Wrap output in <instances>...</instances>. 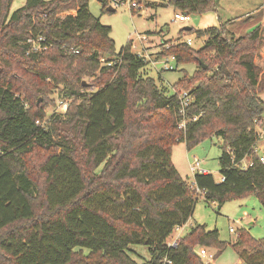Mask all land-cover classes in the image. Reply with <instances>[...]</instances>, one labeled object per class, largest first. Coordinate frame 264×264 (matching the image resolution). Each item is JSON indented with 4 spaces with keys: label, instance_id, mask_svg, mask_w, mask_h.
Wrapping results in <instances>:
<instances>
[{
    "label": "trees",
    "instance_id": "trees-1",
    "mask_svg": "<svg viewBox=\"0 0 264 264\" xmlns=\"http://www.w3.org/2000/svg\"><path fill=\"white\" fill-rule=\"evenodd\" d=\"M13 1L0 0V264H210L195 248L220 254L227 245L216 230L198 225L169 246L199 199L171 150L221 138L222 181L197 174L195 186L207 204L255 196L264 211V166L253 153L264 128L260 28L235 38L223 24L196 33L205 38L199 50L180 39L161 49L158 59L197 66L174 89L192 98L181 131L176 92L150 78L131 43L116 52L89 0H27L10 13ZM167 3L187 16L216 7ZM54 92L74 102L47 118L35 101ZM243 160L251 167L241 169ZM133 245L146 246L149 259L137 261ZM230 245L244 264H264V238L241 230Z\"/></svg>",
    "mask_w": 264,
    "mask_h": 264
},
{
    "label": "rangeland",
    "instance_id": "rangeland-1",
    "mask_svg": "<svg viewBox=\"0 0 264 264\" xmlns=\"http://www.w3.org/2000/svg\"><path fill=\"white\" fill-rule=\"evenodd\" d=\"M140 1L146 7L141 12L130 11L127 5L120 6L114 12H108L107 9L102 12L103 0H89L88 9L90 14L98 19L102 25L110 27V38L115 43L117 53L122 47L131 43V50L134 54L147 56L152 61L148 64L150 78L154 79L159 87L166 88L167 95L174 94L176 85L189 81L195 76L196 64H180L174 71H161V60H156L158 54L152 56L150 49L155 53H160L165 45L171 46L178 39L185 41L187 38L192 41L190 46L192 49H201L204 45V38L198 37L196 33L209 28H219L222 24H225L231 17H227L223 6L230 9L233 2L232 0H216L214 10L200 15H189V22L180 23L174 20L175 14L179 12H175L168 5L167 0ZM26 2L27 0H14L10 7V13L25 6ZM261 3L264 4V0H261ZM106 8L108 7L106 6ZM64 16L65 14H62L61 18ZM255 19L256 17L247 18L246 21L253 22ZM184 28H190L192 33L189 35L182 34ZM234 34L237 33L234 32ZM142 37H145V40H142ZM161 39L164 42H161ZM150 45H153V47L148 48ZM103 61L104 59H101V62ZM262 68L264 69L263 66ZM90 81L92 79H83V83L86 85ZM72 102H74L73 98L61 101L58 93L54 92L47 96H39L35 101V105L44 110L47 118L51 116L63 117ZM60 103H64L66 107H61ZM257 131L259 134L257 143L259 155H264V128ZM222 150L223 142L219 137L205 139L190 150L186 148L185 144L181 143L172 148L171 162L180 177L190 183L194 177L189 172V164L197 159L201 163V169L207 171L218 182L221 179L218 159ZM198 225L205 226L207 231L216 230L219 241L227 245L220 254L214 248L205 247L206 252L212 255L213 258L202 260L211 264H237L239 258L230 244L235 242L237 234L241 230L248 232L254 239L264 238V211L255 196L232 200L225 203L222 208H219L214 202L207 204L202 197H199L185 228L182 230L176 229L171 236L170 243L180 235L184 237L191 228ZM130 249L135 253L136 256L134 257L137 261L149 259L146 246L133 245L130 246ZM199 249V247H196L195 252Z\"/></svg>",
    "mask_w": 264,
    "mask_h": 264
},
{
    "label": "built area",
    "instance_id": "built-area-1",
    "mask_svg": "<svg viewBox=\"0 0 264 264\" xmlns=\"http://www.w3.org/2000/svg\"><path fill=\"white\" fill-rule=\"evenodd\" d=\"M105 3L107 7H111L114 11L119 8L122 5H127L130 11H136V12H141L143 8H146L140 0H105ZM174 20L180 23H185L189 22L190 18L187 15L181 14V13H176L174 16ZM142 40H145V37H142ZM181 42V41H180ZM186 43L188 46H191V40L187 38L185 41H182ZM175 44H172L171 46H174ZM168 44L164 46V49H168L169 47ZM139 57L144 58L146 61L149 63L152 62L147 56L137 54ZM156 60H161L162 68L161 71H174L178 68V65L176 64V60L174 56H167L163 57L161 59H156ZM176 94L178 95L179 98V115H180V122L178 124V129L181 131H185L187 123H189V119L186 115L187 109L192 103V98L186 91H180L176 90ZM62 105L61 107H66L64 103H60ZM193 121L196 120L194 117L192 119ZM253 153L256 154L259 157V162L264 166V155H259V149L256 146L253 148ZM251 162L247 160H243L238 166L241 169H247L248 167H251ZM189 172L193 175V177L197 174H207V171L201 169V163L197 159H194L190 164H189ZM222 181V179H220ZM190 188L192 191L196 193L197 197H202L204 196V192L199 190L196 186L193 180L190 182ZM180 227H177L178 229ZM231 232L233 231L232 229L230 230ZM174 243L169 244V246H174ZM197 254L202 258V259H212L213 256L207 254L206 250L204 248H200L197 251ZM165 264H171V262L167 259L164 260Z\"/></svg>",
    "mask_w": 264,
    "mask_h": 264
},
{
    "label": "crops",
    "instance_id": "crops-1",
    "mask_svg": "<svg viewBox=\"0 0 264 264\" xmlns=\"http://www.w3.org/2000/svg\"><path fill=\"white\" fill-rule=\"evenodd\" d=\"M232 2L233 3L230 5V9H226L225 6H223L224 11L227 13V17H231L225 22L227 26L226 29L228 30L230 35L234 36L235 38H238L251 33L256 28H260V34L262 37L263 45L259 51L258 56L255 59V62L258 67H260L262 72H264V69L262 68V66L264 67V4L261 3V0H232ZM252 17H256L255 21H246L247 18ZM232 31L236 32L237 34H234V32ZM161 42L164 41L161 39ZM151 47H153V45H150L148 48ZM150 54L153 56L157 55L158 53H155L150 49ZM263 97L264 95L262 96V99ZM187 222L178 229L182 230L183 228H185ZM181 237H183V235H180V237H178L177 239H175V241L171 243L176 242V240ZM237 264H243V262L240 259H237Z\"/></svg>",
    "mask_w": 264,
    "mask_h": 264
},
{
    "label": "water",
    "instance_id": "water-1",
    "mask_svg": "<svg viewBox=\"0 0 264 264\" xmlns=\"http://www.w3.org/2000/svg\"><path fill=\"white\" fill-rule=\"evenodd\" d=\"M107 11H108V12H114V10H113L111 7H108V8H107ZM189 29H190V28H184V30H187V31H188ZM203 67L205 68V66H203ZM83 84L85 85V83H83Z\"/></svg>",
    "mask_w": 264,
    "mask_h": 264
}]
</instances>
